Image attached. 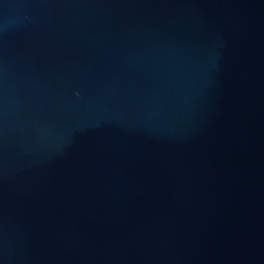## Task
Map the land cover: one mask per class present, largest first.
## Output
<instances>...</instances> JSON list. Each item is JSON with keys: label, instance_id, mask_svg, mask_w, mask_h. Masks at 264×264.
<instances>
[{"label": "water", "instance_id": "water-1", "mask_svg": "<svg viewBox=\"0 0 264 264\" xmlns=\"http://www.w3.org/2000/svg\"><path fill=\"white\" fill-rule=\"evenodd\" d=\"M0 264H264V0H0Z\"/></svg>", "mask_w": 264, "mask_h": 264}]
</instances>
